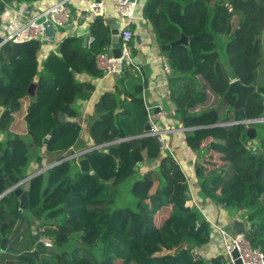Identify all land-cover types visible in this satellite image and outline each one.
Wrapping results in <instances>:
<instances>
[{
    "label": "trees",
    "instance_id": "obj_1",
    "mask_svg": "<svg viewBox=\"0 0 264 264\" xmlns=\"http://www.w3.org/2000/svg\"><path fill=\"white\" fill-rule=\"evenodd\" d=\"M5 6L0 3V14ZM143 14L160 46L183 33L188 36V44L163 53L172 68L168 87L176 105L174 118L178 127L192 129L184 132L186 144L202 156L210 149L220 154L221 163L205 159L195 166L199 197L232 215L243 212L241 218L249 223L247 239L264 253V123L254 124L255 139L249 138L245 124L216 125L243 119L234 109L235 97L222 98L233 79L252 84L256 70L259 84L245 113L248 119L264 116V0H147ZM89 31L94 38L90 47L78 35H68L56 41L57 48L42 63L37 40L8 41L1 47L0 133L6 137L0 140V195L28 176L32 160L42 164L48 155L60 161L75 147H86L81 140L82 102L96 90L93 79L105 75L97 56L112 41L105 17H97ZM145 78L146 72L136 65L126 66L115 90L104 93L87 118L92 141L87 147L119 141L114 145L121 165L113 155L94 149L84 155L94 174L81 172L77 161L68 159L32 177L27 215L14 191L0 199V241L13 233L20 219L36 217L44 225L55 223L59 242L79 235L88 251L98 248L104 259H91V264H228L223 253H201L212 241L213 226L189 204L190 183L179 162L172 154L162 155L160 135L145 129L150 122ZM32 84L36 97L25 117V137L11 127ZM211 95L219 107L208 106ZM154 160L158 165L141 172L142 163ZM128 183L120 205V188ZM169 207L170 214L158 223L157 215Z\"/></svg>",
    "mask_w": 264,
    "mask_h": 264
},
{
    "label": "crops",
    "instance_id": "obj_2",
    "mask_svg": "<svg viewBox=\"0 0 264 264\" xmlns=\"http://www.w3.org/2000/svg\"><path fill=\"white\" fill-rule=\"evenodd\" d=\"M57 1L58 0H12L11 2H9L8 0H0V3H4L6 5L4 12L0 14V33L3 35H7L14 28L19 27L20 25L25 23L28 17L41 16L46 8L52 6ZM90 1L91 0H73L70 3L69 7L73 8V13L71 11L72 20L67 27L55 31V36L52 39L51 43L42 46V50L39 55L40 63L44 61V59L48 56L51 51L57 48L56 41L61 40L62 38L68 35H78L79 37H81V35L85 33H90V25L95 20L92 18V15L88 11ZM138 1L140 2V19L133 25L134 38L132 42L134 46V60L137 61L135 65L140 69V71L142 70V73L146 72L147 74V79L145 78V80H147V84L145 87L147 95L146 98H144V101H147L153 107L154 114H159L156 119V124L159 131L165 132L163 133L164 142L162 155L167 153L172 154L174 158L179 162L190 183V189L192 188V193H190L189 204L192 206H198V209L203 213V215L206 217V219H208L210 223L216 222L218 225L224 228V225L229 224L234 228V230L230 232L237 233L234 222L240 221L243 222L247 230H249V225L241 218L243 212L240 211L232 215L226 207L222 205H217L214 201L210 199H203L198 195L199 184L195 175L196 164L199 161L205 159H210L216 163H221L220 154L216 150L210 149L209 151L205 152V156H202L199 155V152L193 151L186 144L184 135V132L186 130H180L184 127H181L180 125L178 127V121L174 118L176 105L169 96L168 87L169 77L171 74H167L165 72L164 65L162 62V56L165 55L157 39V34L154 26L147 21L143 14L144 3L147 0ZM103 2L106 5V15L103 17H105L106 22L111 26V24L109 23V19L114 18L117 20L116 8L113 3V0H103ZM26 10L29 11V13L23 14ZM3 25H5V28H3ZM112 45L113 44L111 41L110 46ZM81 77L82 79H90L86 76ZM117 79L118 76L107 75L93 79V82L96 85V90L93 93L91 99L82 102V122L84 125V129L81 134V140L86 142L87 145L85 148L81 149L75 147L74 151H82L88 148L87 146L91 145L92 141L88 129L86 128L88 120L87 118L90 114H93L95 104L99 101L101 96L106 92H111L115 90ZM210 97L213 98V100L211 101H214V103L212 105H209L208 103V106H214L216 108L219 107L218 98H216L214 95H211ZM31 101L33 100L29 95L22 100V107L18 112L15 113V120L11 127L13 132H16L25 137L29 135V130L25 117ZM157 109L159 110L156 112ZM1 113L2 108L0 107V116ZM221 123L222 122L216 125L219 126V124ZM189 130L192 129L190 128ZM5 137L6 135L4 133H0V140H4ZM212 141V138L205 141L203 144V148L206 150L207 146ZM31 144L32 143H30V146L33 147L34 143L32 145ZM54 158L55 157L52 156L48 157L47 155L45 156L44 162L42 164L32 160L27 177L37 176L38 174H41L49 168L53 167L54 163L58 162V160ZM158 162L159 160L145 161L141 164V172H145L150 167H155L156 165H158ZM20 187H24V184H22ZM19 203H21L20 198ZM20 209L22 210L21 205ZM213 229L214 232L212 233L211 243L201 250V253L206 256L221 254L224 250L223 241L221 239L219 231L215 227H213ZM14 241L15 242L13 243L17 244L16 239H14Z\"/></svg>",
    "mask_w": 264,
    "mask_h": 264
},
{
    "label": "built area",
    "instance_id": "obj_3",
    "mask_svg": "<svg viewBox=\"0 0 264 264\" xmlns=\"http://www.w3.org/2000/svg\"><path fill=\"white\" fill-rule=\"evenodd\" d=\"M72 1L73 0H58L52 6L46 8L41 16L28 17L25 23H23L19 27L14 28L7 35H3L0 33V49L8 41L21 43L37 40L41 43L42 46L51 43L52 39L47 36V27L53 25L55 31H58L59 29L65 28L70 24L72 20V14L69 5ZM113 3L116 8L117 21L119 23V35L121 37V56L115 57L113 53L111 54V56H109L107 50L112 51V46H108L106 50L98 54L97 64L98 67L105 73V75L120 76L124 73V69L126 66L133 64L135 65L134 46L132 45V41L134 38L133 25L140 19V2L138 0H113ZM88 11L92 15L93 19H96L97 17H103L106 15V5L103 0H91ZM28 13L29 11L26 10L23 14ZM93 40L94 38L90 36L88 40V47L91 46ZM162 62L165 72L167 74H171L172 68L166 56H162ZM138 70L140 71L139 68ZM146 95L147 91L145 88L143 90V97L146 98ZM145 105L147 110L149 111L150 123L152 125V129L151 131H149V134L161 135L160 139L163 143V133L165 132L159 131L156 124V119L159 114H154L153 107L147 101L145 102ZM257 123H264V116L252 119L246 118L239 121L224 122L219 126L245 124L248 128ZM187 129L189 130V128H182L180 130L185 131ZM117 142L119 141L86 148L82 151H75L70 156L76 155V158L73 159L78 161L81 157H84V155L86 154L85 152L91 151L90 149L96 148L100 150H106ZM252 148L253 150H257L256 146H253ZM79 154L82 155L79 156ZM190 193H192V188L190 189ZM200 225L201 223L198 221L197 226ZM211 225L215 227L220 233L221 239L223 241V254L228 257L229 264H235V259L232 256V252L234 250L238 251L239 258L241 259L242 264H264L263 251L260 248L252 247L249 240L247 239V234L231 233L229 230L218 225L216 222H211ZM44 240L45 243L51 244L50 238L46 237Z\"/></svg>",
    "mask_w": 264,
    "mask_h": 264
},
{
    "label": "water",
    "instance_id": "obj_4",
    "mask_svg": "<svg viewBox=\"0 0 264 264\" xmlns=\"http://www.w3.org/2000/svg\"><path fill=\"white\" fill-rule=\"evenodd\" d=\"M207 3H211L214 0H205ZM109 23L111 24V28H112V51H108L107 53L109 56H111V54L113 53V55L115 57H119L121 56V48H120V41H121V37L119 35V23L116 19L112 18L109 19ZM47 36L50 37L51 39L54 38L55 36V28L53 25H50L49 27H47ZM90 33H85L83 35H81V39L83 42V45L85 47H88V40L90 38ZM178 44H188V36L183 33L180 37V39L167 44V45H161V49L163 52L168 51L171 47H174ZM135 64L137 63L136 60H134ZM258 78H259V72L258 70H256L254 72V80L253 83L250 85H246L244 83L241 82L240 79H234L231 81L230 86L227 90V92L225 93V95L223 96L222 100L224 101H228L231 100L233 97H235V102H234V109L236 111L239 112L240 116L243 119H246V113H245V106L247 103V100L249 98V96L254 93L257 90L258 87ZM27 94L32 98V100L35 99L36 97V84H32L29 89L27 90ZM159 109L156 110V112ZM60 118L61 120L65 121L66 120V115L61 113L60 114ZM220 125V124H219ZM146 131H151L152 129V125L149 122L146 127H145ZM54 130L52 129L49 133L48 136H46V138L44 139V143L46 144L49 141L50 136L53 134ZM162 132V131H161ZM247 134L249 136L250 139H255L257 137V129L253 126H250L247 128ZM33 144V143H32ZM31 144V145H32ZM31 147V146H30ZM96 148L90 149L91 151L94 150ZM106 153H109L111 155H113L116 159H118V164L119 166L121 165V160H120V154H119V150L115 145L110 146L108 149L103 150ZM90 151H87L85 153H88ZM84 154V153H83ZM82 154H79V156H81ZM76 158V155H72L70 157L64 158L56 163H54V166L61 163L62 161L68 160V159H73ZM77 164L81 170V172L88 174H94V170L92 168L91 162L87 157H81L78 161ZM32 178V176L26 177L24 180H22L21 182L17 183L16 185H14L13 187L9 188L8 190H6L3 194L0 195V199L5 196L6 194H8L11 191H14L15 195L20 198L21 200V208L23 210V214L25 215L27 213V209L29 206V197H28V192L30 189V179ZM22 184H24V187H20ZM110 189L112 190H116L117 187L116 185H109ZM22 223V220L20 219L18 221V226ZM234 225L236 227V232L237 233H244V234H248V230L245 227L243 222L240 221H235ZM38 239V237L36 238ZM9 241L10 239L8 237H4L1 241H0V251H5L7 253L10 254H14L17 255L18 252L16 250H14L12 247H10L9 245ZM37 247L36 250L38 251H51V250H55L56 247H48L45 246L43 247L41 242L37 243ZM232 256L235 259V264H242L241 259L239 258V253L237 250H234L232 252Z\"/></svg>",
    "mask_w": 264,
    "mask_h": 264
},
{
    "label": "flooded vegetation",
    "instance_id": "obj_5",
    "mask_svg": "<svg viewBox=\"0 0 264 264\" xmlns=\"http://www.w3.org/2000/svg\"><path fill=\"white\" fill-rule=\"evenodd\" d=\"M44 223L43 220L36 217L23 219L19 226L17 223L13 233L8 238L10 239V247L16 250L18 254L0 251V264H91V259L94 261L97 259L93 257L96 255L88 251L79 239L78 242L72 241L76 238L66 243L57 241L56 235L60 229L54 226V222H50L48 225H44ZM37 237L38 239H36ZM46 237L51 239V244L45 243ZM14 239H16L17 244L13 243L15 242ZM38 242H41L43 247H56V249L38 251L36 250ZM99 256L102 257V261L104 254L100 253ZM98 261L96 264H101L100 260Z\"/></svg>",
    "mask_w": 264,
    "mask_h": 264
},
{
    "label": "rangeland",
    "instance_id": "obj_6",
    "mask_svg": "<svg viewBox=\"0 0 264 264\" xmlns=\"http://www.w3.org/2000/svg\"><path fill=\"white\" fill-rule=\"evenodd\" d=\"M70 10L72 11V13H73V8L72 7H70ZM3 28H5V25H3ZM132 45H133V42H132ZM211 100H213V98L212 97H210V100H209V105H212L213 103H214V101H211ZM253 127H254V124H253ZM254 143L256 142V141H253ZM215 157V156H214ZM216 159V158H215ZM79 167V166H78ZM130 187H131V183H128V185L127 186H123L122 188H120V197L122 198V199H120V197H119V199H118V202H119V200L121 201V202H119V204L120 205H123V201L126 199V196H127V194H128V189H130ZM127 188V189H126ZM172 211V207H169V208H167V209H165V210H163V211H161L157 216V221H158V223H161L169 214H170V212ZM245 221V220H244ZM248 225H249V223L247 222V221H245ZM225 226V228H227V230H229V231H233L234 230V228H233V226H231V225H229V224H226V225H224ZM76 239H74V240H72V241H77L78 242V239H79V241L81 242V239H80V236L79 235H77L76 237H75ZM92 253L93 254H95L96 256H93L94 258H100L101 256H99V254L101 253V251L98 249V248H96V249H93V251H92ZM226 259H227V261H228V257L226 256ZM229 264V263H228Z\"/></svg>",
    "mask_w": 264,
    "mask_h": 264
}]
</instances>
